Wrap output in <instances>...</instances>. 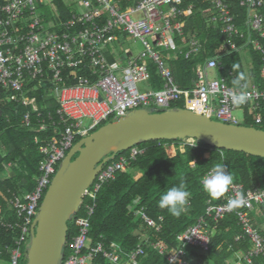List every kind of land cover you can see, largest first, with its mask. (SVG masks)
<instances>
[{
    "label": "built area",
    "instance_id": "built-area-1",
    "mask_svg": "<svg viewBox=\"0 0 264 264\" xmlns=\"http://www.w3.org/2000/svg\"><path fill=\"white\" fill-rule=\"evenodd\" d=\"M43 1L0 0V86L16 92L13 99L31 105L33 111H37L35 97H25L24 88L29 81L47 80L54 85L58 103L55 112L57 120L51 113L39 119L40 128L46 127L45 121L49 122L55 135L38 145L45 158L39 163L40 175L36 186L32 191L22 196L14 195L10 200L18 221L8 224V227H17L19 235L8 249L9 264H19L22 249L26 250L28 246L30 226L47 187L60 161L77 138L88 135L108 121L117 120L130 110H165L179 107L177 104L180 103L182 108L207 114L210 118L213 115L215 120L238 123L233 111L240 105H235L231 99L233 86L228 84V78L226 75L217 76V73L215 78H209L210 70L223 68L218 55L199 62L195 66L191 87L183 88L176 82L173 70L160 50L162 47L164 50L171 49L186 59L201 50L202 43L196 36L184 34L182 17L190 14L193 7L192 4L182 6L186 0H73L75 8L70 6L72 10L68 18L58 20L51 14L48 21L42 17V10L47 5ZM54 1L51 0V3L56 9ZM205 1L212 6L209 20L220 26L222 48L226 52L251 46L261 55L263 88L248 82L249 96L241 104L248 103L252 111H258L260 102L264 101V0H239L238 5L244 10L240 25L224 0ZM117 31L138 39L143 46L142 51L122 62L117 53L111 51L114 60L109 62L107 48L116 40ZM177 36L188 42L185 49L174 42ZM147 37L154 38V47ZM237 40L244 41V44L239 46ZM124 51L129 53V49ZM150 63L155 65L163 81L162 87L140 91L137 84L151 78ZM84 71L87 74H82ZM65 77L76 83L60 86ZM86 117L92 122L82 128L80 120ZM254 119L257 123L261 122L260 114L255 113ZM22 121L30 125L29 113ZM34 141L38 142V139L35 137ZM182 141L181 147L195 145L196 142L193 138ZM142 152V148L134 145L126 152L116 154L114 159L103 165L91 185V192L87 190L86 194L94 200L101 185L113 179L117 171L124 169ZM208 155L205 153V156ZM230 200L233 202L229 203ZM94 206V203L86 206L87 217L69 241L66 256L63 250L62 264H94L92 260L96 255H101L112 264H138V257L144 254L141 244L127 253L123 252L124 256L122 248L116 243L111 242L107 247L102 242L89 244V218ZM230 213L236 215L243 235L252 243L244 259L248 263L253 257L264 259V236L257 226L259 220L264 222V184L245 186L232 181L225 192L208 197L205 214L195 224L176 235L178 248L166 255L167 264H189L187 246L207 251L210 243L208 219L218 221ZM142 218L159 231L160 224L146 215ZM240 238L241 235H238L235 240ZM152 246L163 253L164 247L160 243L154 242Z\"/></svg>",
    "mask_w": 264,
    "mask_h": 264
},
{
    "label": "trees",
    "instance_id": "trees-1",
    "mask_svg": "<svg viewBox=\"0 0 264 264\" xmlns=\"http://www.w3.org/2000/svg\"><path fill=\"white\" fill-rule=\"evenodd\" d=\"M224 1L237 16L236 22L240 25V21L244 19V10L238 5L239 0ZM54 2L56 9L53 13L46 15L45 10H42L44 21H48L51 14L58 20L68 18L71 7L63 4L62 0ZM187 4H192L193 7L190 14L182 17L185 22L184 34L196 36L201 41L202 48L188 59L179 53L172 58L163 53L173 70L176 82L183 88H190L195 66L206 57L218 55L223 68L216 71L217 76L226 75L229 85L233 86L232 81L243 73L246 80L242 83L248 84L251 81L263 88L260 53L249 46L250 63L246 68L239 50L228 53L222 48L221 28L209 20L212 14L211 4L205 0H186L182 6ZM175 40L178 45L185 42L178 36ZM262 42L264 43V40ZM236 43L241 46L244 41L237 40ZM149 70L151 85L157 89L161 88L163 81L155 65L150 63ZM75 83V80L65 77L60 86ZM24 90L25 97H35L37 111H33L31 105H24L21 101L13 99V96L17 95L16 92L7 91L0 86V260L6 263H9L8 249L19 235L17 227H8V224L13 225L18 221L10 200L14 195L22 196L35 188L40 175L39 163L45 158L38 145L55 135L54 127L50 126L49 122L47 124L45 121L46 127L40 128L39 119L46 118L51 113L53 119L57 120L55 112L58 103L56 97L51 95L54 91L52 83L47 80H32ZM177 106L183 105L180 103ZM239 108L243 110V120L240 122L236 119L237 124L264 130V101L260 102L258 111H252L248 103L240 105ZM27 113L30 116V125L22 121ZM255 113L260 114L261 122L255 121ZM35 137L38 142L34 141ZM79 139L77 138L75 143ZM180 142L181 140H158L138 144L143 152L135 160L128 162L124 169L117 171L113 179L104 182L96 192L94 200L86 194L78 212L68 221L64 256L68 254L69 241L78 233L80 225L87 217L86 206L94 203V210L89 218V244L102 242L107 247L111 242L116 243L122 248V256L123 252L127 253L141 244L144 254L138 257V264H167L166 255L178 248L176 235L195 224L198 218L205 214L206 201L211 195L203 190L201 180L212 165H224L233 182L245 186L264 184L263 157L218 149L198 141L195 145H185L181 150ZM170 145L176 147L173 156L166 152ZM124 152L126 151L120 153ZM205 153L209 155L205 156ZM137 173L140 175L135 177ZM181 182L190 193L188 211L176 217L166 208H160L158 201L163 192ZM91 190L90 187L88 191ZM142 215L160 224L159 231L149 226ZM159 217H162V220H159ZM207 230L210 236L207 251L203 252L193 246L186 247L189 264H264L262 257H253L250 263L244 259L252 243L243 235L234 213L218 221L208 219ZM260 233L264 236L263 229H260ZM238 235H241V238L235 240ZM154 242L164 247L163 253H159L152 246ZM92 263L112 264L101 255H96Z\"/></svg>",
    "mask_w": 264,
    "mask_h": 264
},
{
    "label": "water",
    "instance_id": "water-1",
    "mask_svg": "<svg viewBox=\"0 0 264 264\" xmlns=\"http://www.w3.org/2000/svg\"><path fill=\"white\" fill-rule=\"evenodd\" d=\"M193 138L264 158V130L231 124L182 107L134 109L81 137L60 161L30 226L26 264H62L68 221L103 165L147 141Z\"/></svg>",
    "mask_w": 264,
    "mask_h": 264
},
{
    "label": "clouds",
    "instance_id": "clouds-1",
    "mask_svg": "<svg viewBox=\"0 0 264 264\" xmlns=\"http://www.w3.org/2000/svg\"><path fill=\"white\" fill-rule=\"evenodd\" d=\"M246 76L241 73L238 78L232 81L233 89L231 99L237 106L243 104L248 99V84L242 83ZM250 83V82H249ZM213 119V118H212ZM203 190L211 196H216L225 192L232 183V176L225 170V166L216 163L212 165L201 180ZM190 193L186 190L183 182L172 186L163 192L159 198L158 205L162 209H167L173 216L179 217L188 211V198ZM233 201H229L232 203Z\"/></svg>",
    "mask_w": 264,
    "mask_h": 264
},
{
    "label": "rangeland",
    "instance_id": "rangeland-1",
    "mask_svg": "<svg viewBox=\"0 0 264 264\" xmlns=\"http://www.w3.org/2000/svg\"><path fill=\"white\" fill-rule=\"evenodd\" d=\"M63 4L65 5H69L72 8H75V1L73 0H62ZM42 3L47 4L46 5V15H48L49 13H53L54 12V7L53 4L51 3V0H44ZM148 41L153 45V47L155 46V40L152 37H147ZM184 46H188V42L186 41V43L184 44ZM124 49H129V53H125ZM143 49V46L141 44V42L134 38L131 35H124L122 37H119L118 39H116L115 41H113L111 43L110 46V50L111 51H115L117 53V58L122 62V60H125L127 58H132L136 55H138ZM160 50L162 51V53H167L169 54V58H172L175 56L176 52L171 51V49L168 50H164V48H160ZM246 52H242V56H245ZM246 58V56H245ZM249 54L247 55V60H249ZM166 59V58H165ZM167 60V59H166ZM249 63V62H248ZM124 64V63H122ZM216 77V71L210 70L209 71V78L213 79ZM137 87L140 91H147L150 88L154 89V87L150 84V80L147 81H142L139 82L137 84ZM52 96L56 97V93L55 91H53L51 93ZM233 116L238 120V121H242L243 120V110L242 108H238L236 110L233 111ZM211 118L214 119V116L212 115ZM92 122V120L90 118H82L80 120V125L83 127H88L90 125V123ZM102 126V125H101ZM100 126H98L97 128H99ZM180 143H183V141L181 140ZM182 144L180 145V149L183 150L184 148L181 147ZM175 145H170L166 148V152L169 156H173L175 153ZM170 149V150H169ZM140 175V173H137L135 177H138ZM257 226L259 227V229H263L264 230V222L262 220H259ZM29 238L27 240V245L29 244ZM0 264H9L6 263L3 260H0ZM19 264H26V258H25V249H22V257L20 258V263Z\"/></svg>",
    "mask_w": 264,
    "mask_h": 264
},
{
    "label": "crops",
    "instance_id": "crops-1",
    "mask_svg": "<svg viewBox=\"0 0 264 264\" xmlns=\"http://www.w3.org/2000/svg\"><path fill=\"white\" fill-rule=\"evenodd\" d=\"M115 35H116V39H118L119 37H122V36H124V34H122V33H120L119 31H117L116 33H115ZM113 42V41H112ZM174 42L176 43V40H174ZM186 43V41L182 44V45H178L177 43V45L180 47H183V49H185L186 48V46H184V44ZM110 46H111V44H109V46H108V48H107V59H108V61L109 62H112L113 60H114V57L111 55V50H110ZM240 53L242 54V52L244 51V52H246L245 53V56H246V58H247V55L249 54V47H242V48H240ZM176 53H178V52H176ZM164 55V54H163ZM245 56H243V62H244V65H245V67L246 68H248V66H249V63H250V61L249 60H247L246 58H245ZM249 62V63H248ZM251 82V81H250ZM151 84V83H150ZM150 89H152V88H150ZM154 89H157V88H154ZM175 154V153H174Z\"/></svg>",
    "mask_w": 264,
    "mask_h": 264
},
{
    "label": "bare ground",
    "instance_id": "bare-ground-1",
    "mask_svg": "<svg viewBox=\"0 0 264 264\" xmlns=\"http://www.w3.org/2000/svg\"><path fill=\"white\" fill-rule=\"evenodd\" d=\"M170 150V149H169ZM13 195V194H12Z\"/></svg>",
    "mask_w": 264,
    "mask_h": 264
}]
</instances>
